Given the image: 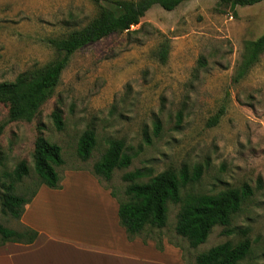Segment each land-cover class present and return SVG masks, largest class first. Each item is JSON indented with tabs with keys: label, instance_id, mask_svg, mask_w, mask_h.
<instances>
[{
	"label": "rangeland",
	"instance_id": "obj_1",
	"mask_svg": "<svg viewBox=\"0 0 264 264\" xmlns=\"http://www.w3.org/2000/svg\"><path fill=\"white\" fill-rule=\"evenodd\" d=\"M100 12L93 0H0V83L57 59L49 39L84 28ZM262 34L264 2L236 9L216 0H192L174 11L154 6L130 31L77 51L33 122H8V108L0 103V223L24 230L2 211V184H9L6 174L26 161L29 176L16 184L15 193L27 198L36 193L34 145L40 132L62 149L61 180L67 170L92 173L109 141L122 140L133 156L131 165L116 169L110 182L102 180L121 200L128 199L123 176L129 172L148 170L149 177L138 181L147 183L169 169L203 166L200 181L182 190L181 203H169L167 226L151 237L166 235L181 247L186 264H195L200 253L244 239L239 233L226 235V229L247 228L252 251L240 264H264V54L254 66L244 62L246 44ZM165 41L170 47L162 62L158 52ZM56 107L63 113L62 131L51 119ZM222 108L224 115L211 126ZM88 129L95 131L97 145L83 161L77 143ZM244 184L254 195L230 227H215L196 249L176 234L187 196L215 195Z\"/></svg>",
	"mask_w": 264,
	"mask_h": 264
},
{
	"label": "trees",
	"instance_id": "obj_2",
	"mask_svg": "<svg viewBox=\"0 0 264 264\" xmlns=\"http://www.w3.org/2000/svg\"><path fill=\"white\" fill-rule=\"evenodd\" d=\"M100 8L99 15L84 28L74 30L62 38H51L49 44L59 56L41 69L27 71L13 82L0 83V103L8 108V122H33L42 107L53 97L55 90L62 81V76L74 54L80 49L95 44L113 34L130 31L138 26L147 12L154 6H160L166 11H174L182 4L192 0H110L108 6H103V0H93ZM228 4L232 9L254 6L264 0H216ZM169 42L165 41L158 55L165 62L169 54ZM264 54V34L246 44L244 62L248 66L256 65ZM222 108L211 120L215 126L224 115ZM51 119L58 131L64 129L63 113L56 107ZM4 125L0 126V133ZM160 124L156 125L155 134L159 135ZM97 145L96 133L86 130L78 140L77 154L83 161H88ZM59 145L49 142L40 132L34 145L35 172L40 179L39 188L47 186L51 189H61V177L57 167L65 164ZM133 156L125 152L122 140H110L102 159L97 162L92 174L99 179L110 182L116 169L130 167ZM26 161L20 162L13 172L7 173L11 179L9 184L3 183L2 211L16 220L21 219L26 205L31 203L36 193L27 198L15 193L16 184L29 176ZM203 175V166L199 165L190 171L187 166L180 170L169 169L152 177L147 183L139 180L149 177L148 170L137 169L123 176L128 183L127 200H121L112 190V196L119 202L120 225L126 230L128 238H154L157 247L163 249L162 234L155 231L163 230L168 224L169 203L179 204L181 192L188 185L198 183ZM254 195L252 187L244 184L240 188H227L215 195H189L184 200L178 213L175 226L176 234L189 243L193 249L204 244L212 230L217 227H230L234 216L240 212L243 204ZM226 235L239 233L244 239L234 243L231 241L216 245L200 253L195 264H240L252 251V242L247 237L249 229H226ZM146 235V236H145ZM1 243L8 242L32 244L38 237V232L31 228L23 231L9 229L0 223Z\"/></svg>",
	"mask_w": 264,
	"mask_h": 264
},
{
	"label": "crops",
	"instance_id": "obj_3",
	"mask_svg": "<svg viewBox=\"0 0 264 264\" xmlns=\"http://www.w3.org/2000/svg\"><path fill=\"white\" fill-rule=\"evenodd\" d=\"M61 189L41 186L19 219L38 232L32 244L0 245V264H186L179 245L128 238L119 202L91 171L67 170Z\"/></svg>",
	"mask_w": 264,
	"mask_h": 264
}]
</instances>
